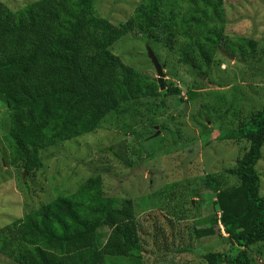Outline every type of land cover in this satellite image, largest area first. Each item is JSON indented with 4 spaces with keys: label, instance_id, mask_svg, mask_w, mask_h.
Returning <instances> with one entry per match:
<instances>
[{
    "label": "trees",
    "instance_id": "trees-1",
    "mask_svg": "<svg viewBox=\"0 0 264 264\" xmlns=\"http://www.w3.org/2000/svg\"><path fill=\"white\" fill-rule=\"evenodd\" d=\"M224 1L143 0L116 27L96 14V0H33L17 12L1 5L0 105L4 111L0 130L8 154L6 165L18 177L34 180L44 161L52 157L44 153L94 133L109 116L140 99L159 101L153 109L143 107L149 123L153 116H163L165 99L179 97L180 91L170 84L160 91L152 78L124 65L112 52L131 33L141 35L148 46L166 48L178 63L188 66L192 90L197 88V79L202 85L216 86L209 83L212 68L215 63H229L230 58L242 70L247 68L251 80L263 78L264 73L256 75L255 66L260 62L257 43L227 36ZM239 71L243 79L245 72ZM218 84L223 88L226 83L218 77ZM259 98L263 100V96ZM232 99L235 102V95ZM239 118L236 130L219 135V140H242L248 147L233 169L205 176V189L213 196L204 202L212 201L213 212L203 208V219L189 229L191 240L216 237L229 245L227 253L161 241L157 238L160 229L148 237L149 246L145 245L138 215L161 204L169 208V191L177 184L163 192L116 199L103 194L104 171L95 170L73 194L50 198L0 228V255L11 264H143L142 252L150 250V258L158 264H179L170 255L186 252L201 260L197 264H252L256 254L250 249L264 246V197L256 169L264 145V101L258 110ZM172 150L162 153L179 151ZM162 153L151 151L143 162ZM114 155L124 168L132 170L124 155ZM172 216L177 222L187 219L177 216L175 209ZM168 228L174 240L176 235Z\"/></svg>",
    "mask_w": 264,
    "mask_h": 264
},
{
    "label": "rangeland",
    "instance_id": "rangeland-1",
    "mask_svg": "<svg viewBox=\"0 0 264 264\" xmlns=\"http://www.w3.org/2000/svg\"><path fill=\"white\" fill-rule=\"evenodd\" d=\"M32 1L0 0V7L3 5L4 9L8 7L17 12ZM142 1L96 0L95 12L116 27L123 24ZM223 11L227 20L228 37L249 38L257 43L256 58L260 62L255 66L258 68L256 75L264 73V0H225ZM230 21L235 22L229 24ZM146 45L141 35L131 33L123 37L112 52L124 65L153 79L156 78V73L146 56ZM149 47L162 66L164 88L170 84L180 91L179 97L165 99L163 116H153L152 123L144 118L143 107L153 109L159 104L157 99H140L122 107L119 114L109 116L94 133L80 137L76 143H67L44 153L45 157H52L44 161L43 169L34 180L18 177L6 165L9 163L8 154L2 141L3 132L0 130V228L21 218L26 211L45 205L50 198L73 194L96 170L104 171L101 174L103 194L116 199L141 197L157 193L158 190L163 192L169 185L177 184L169 191V208L161 204L157 209L141 211L138 215L137 219L145 233L141 238L145 245L149 246L148 237L155 236V231L160 229L157 238L161 241L181 247H201L210 252H228L229 245L216 237L206 238L202 242L191 240L189 229L195 228L196 221L203 219V208L208 207L207 212H213L212 201L204 202L213 196L205 189V176L219 175L233 169L239 156L248 147L242 140L220 141L219 135L236 130L240 114L246 115L248 111L261 107L264 101V77L251 80L250 72L243 68L245 77L241 79L239 70L243 71L242 67L230 59L229 63L214 64L209 83L216 86H209L207 83L202 85L197 79V88L192 90L193 79L188 66L178 63L177 57L166 48H159L156 44ZM218 77L226 83L225 87L218 88ZM232 79L233 82L230 81ZM255 86L258 88L253 90ZM232 95H235V102ZM259 96H263V100L258 99ZM2 111L4 110L0 105V118ZM223 112H226V118L221 115ZM167 119L171 122L167 123ZM4 122L6 127L7 120ZM162 125L163 130H159ZM206 141L208 144H205ZM174 148L179 151L176 153L174 150L172 155L162 153L173 151ZM151 151H160L162 154L154 160L143 162ZM117 152L124 155L132 170L124 168L118 162L114 155ZM54 153L56 156H53ZM256 169L260 176L261 195L264 197V145ZM229 184L233 182L229 181ZM174 209L177 216L187 219L181 222L172 220ZM168 226L176 235L174 240L169 237ZM199 226L201 225L197 222L196 228ZM103 231L108 235V230ZM250 253L256 254L252 264H264V246H255L250 249ZM142 255L143 264L159 263L150 258V250L142 252ZM171 258L174 263L179 264H197L201 261L193 253L187 252L183 256L171 254ZM0 264L11 263L0 255Z\"/></svg>",
    "mask_w": 264,
    "mask_h": 264
},
{
    "label": "water",
    "instance_id": "water-1",
    "mask_svg": "<svg viewBox=\"0 0 264 264\" xmlns=\"http://www.w3.org/2000/svg\"><path fill=\"white\" fill-rule=\"evenodd\" d=\"M146 55L156 73V78L153 79V81L157 82V84L159 85L160 91H163L164 87L162 83L163 81L162 78L164 77V74L162 72V66L159 65L153 51L148 47V45H146Z\"/></svg>",
    "mask_w": 264,
    "mask_h": 264
},
{
    "label": "clouds",
    "instance_id": "clouds-1",
    "mask_svg": "<svg viewBox=\"0 0 264 264\" xmlns=\"http://www.w3.org/2000/svg\"><path fill=\"white\" fill-rule=\"evenodd\" d=\"M149 47V46H148ZM150 48V47H149ZM151 49V48H150ZM153 51V50H152ZM154 53V52H153ZM155 55V54H154ZM147 56V55H146ZM157 59V58H156ZM158 61V60H157ZM159 63V62H158ZM153 79H155V78H153ZM152 79V80H153ZM155 82V81H154ZM157 83V82H156ZM159 86V85H158ZM164 87V86H163ZM165 89V88H164ZM160 90V89H159ZM218 216H220V214L218 213ZM219 229H220V232H221V234H222V236L223 237H225V233H224V231H223V228H222V226L221 225H219Z\"/></svg>",
    "mask_w": 264,
    "mask_h": 264
}]
</instances>
